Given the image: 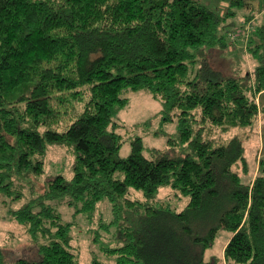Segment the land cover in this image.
Instances as JSON below:
<instances>
[{
	"label": "trees",
	"instance_id": "obj_1",
	"mask_svg": "<svg viewBox=\"0 0 264 264\" xmlns=\"http://www.w3.org/2000/svg\"><path fill=\"white\" fill-rule=\"evenodd\" d=\"M226 1L223 15L203 0H0V195L22 200L18 180L44 176L50 146L75 156L71 179L56 176L11 211L40 258L9 262L1 248L0 264H81L57 201L79 215L105 199L115 219L93 241L115 224L123 245L104 243L116 262L91 264H218L205 255L221 230L233 235L226 264H264V157L251 174L240 132L264 115V24L247 47L254 72L228 77L210 50L232 47L235 20L258 0ZM143 90L163 102L165 122L177 118L179 139L147 156L137 137L125 157L116 118ZM163 188L188 205L159 198Z\"/></svg>",
	"mask_w": 264,
	"mask_h": 264
},
{
	"label": "rangeland",
	"instance_id": "obj_2",
	"mask_svg": "<svg viewBox=\"0 0 264 264\" xmlns=\"http://www.w3.org/2000/svg\"><path fill=\"white\" fill-rule=\"evenodd\" d=\"M213 9H217L223 15L227 13L229 7L226 0H203ZM253 9L242 11L237 24L232 27V31L237 32V38L231 40L232 47L228 49H212L210 50V61L218 70L223 71L228 77H245L252 74L256 69L257 63L251 58L247 52L250 43L251 34L255 32L257 25L264 24V0L253 2ZM253 11L252 21L246 22L241 17L244 14H250ZM233 22V19L230 22ZM235 23V22H234ZM231 29V28H230ZM245 29L248 32L241 34ZM241 30V31H240ZM129 99V105L121 110L120 115L116 118L117 124L120 126L118 132L124 137V145L122 156H128L132 152V142L135 138L141 137L144 140L145 155L149 156L153 150H167L169 139H179L178 121L163 120V102L154 98L149 92L131 91L126 94ZM262 105H264V94L262 95ZM243 135L248 134V138H244L246 146V154L251 166V174L256 173L261 158L264 157V115H260L258 122L247 130L240 131ZM182 146L176 147L174 151L176 155L182 153ZM261 157V158H260ZM75 156L67 147L59 145L50 146L48 155L45 159L46 169L44 176L30 179H19L17 183H22L25 187V194L20 201H8L4 196L0 195V249L5 252V256L9 262L21 258L36 260L40 258L38 254V246L31 241L26 228L22 227L10 217L11 211L22 209L23 206L29 204L33 199L40 196L46 188V184L58 175H64L71 179L74 175L73 166ZM172 188L161 189L159 198H170L169 203L177 207L179 211L188 205L189 198H174ZM132 198L144 196L139 191H131ZM7 200V202L5 201ZM57 208L62 212L66 221L74 222L72 229L73 246L80 257L81 264H91L93 257H97L101 261L115 263L116 257H107L105 253L100 251L101 246L109 245L110 247H120L123 243L120 240H114L116 225L112 226V234L103 233V244H96L93 238L101 223L113 222L115 217L113 214V206L110 201L105 199L97 207L95 214H75V210L65 204H56ZM12 215V214H11ZM117 236V235H116ZM232 233L221 230L218 238L212 248L206 252L205 259L209 261H217L218 264H226L223 258L225 246L232 238Z\"/></svg>",
	"mask_w": 264,
	"mask_h": 264
},
{
	"label": "built area",
	"instance_id": "obj_3",
	"mask_svg": "<svg viewBox=\"0 0 264 264\" xmlns=\"http://www.w3.org/2000/svg\"><path fill=\"white\" fill-rule=\"evenodd\" d=\"M241 31V30H240ZM237 32H239V31H236V32H234L232 35H231V38L233 39V40H235L236 38H237V35H239V34H237ZM251 30L249 29L248 30V32L247 31H245V29H243L240 33L243 35V34H245V33H250L251 34Z\"/></svg>",
	"mask_w": 264,
	"mask_h": 264
},
{
	"label": "crops",
	"instance_id": "obj_4",
	"mask_svg": "<svg viewBox=\"0 0 264 264\" xmlns=\"http://www.w3.org/2000/svg\"><path fill=\"white\" fill-rule=\"evenodd\" d=\"M260 158H261V157H260ZM259 160H260V159H259ZM259 170H260V165L258 166L257 171H256L255 174H257V173L259 172Z\"/></svg>",
	"mask_w": 264,
	"mask_h": 264
},
{
	"label": "water",
	"instance_id": "obj_5",
	"mask_svg": "<svg viewBox=\"0 0 264 264\" xmlns=\"http://www.w3.org/2000/svg\"><path fill=\"white\" fill-rule=\"evenodd\" d=\"M0 130H1V124H0Z\"/></svg>",
	"mask_w": 264,
	"mask_h": 264
}]
</instances>
